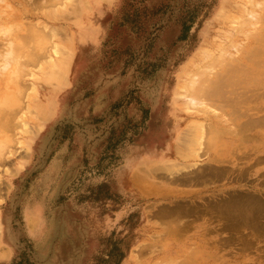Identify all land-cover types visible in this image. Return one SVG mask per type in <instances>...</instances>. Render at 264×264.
<instances>
[{"label":"rangeland","instance_id":"obj_1","mask_svg":"<svg viewBox=\"0 0 264 264\" xmlns=\"http://www.w3.org/2000/svg\"><path fill=\"white\" fill-rule=\"evenodd\" d=\"M263 16L264 0H0V264H264L242 227L264 202V68L223 71Z\"/></svg>","mask_w":264,"mask_h":264},{"label":"bare ground","instance_id":"obj_2","mask_svg":"<svg viewBox=\"0 0 264 264\" xmlns=\"http://www.w3.org/2000/svg\"><path fill=\"white\" fill-rule=\"evenodd\" d=\"M255 5V4H254ZM60 6V5H59ZM250 7V6H249ZM62 8V7H61ZM253 8V7H252ZM54 9V8H53ZM262 9V8H261ZM24 11V10H23ZM25 13H27V12H25ZM260 17V16H259ZM245 20H247V19H245ZM262 22H263V25L258 29V31L256 32V33H258L257 34V36H256V38H254L253 40H251V41H249V42H247L245 45H243L241 48H240V54L234 59V62H237L238 63V65H233V67H230V66H228L227 65V67H225L224 68V72H226V73H231V72H235L236 73V71L238 70L239 71V69H241L242 67H244L245 66V68H247V67H254V66H260V69H262V68H264V16H263V18H262V20H261ZM245 24V23H244ZM261 24V23H260ZM259 24V25H260ZM31 27V26H30ZM253 28V27H252ZM28 29H29V27H28ZM32 29V28H31ZM36 29V28H35ZM34 29V30H35ZM239 29V28H238ZM255 29V28H254ZM33 32V31H32ZM35 32V34H36V31H34ZM38 32V31H37ZM236 32H237V30H236ZM40 33V32H39ZM254 33V32H253ZM241 34H243V33H241ZM234 36V35H233ZM37 37V36H36ZM43 37V36H42ZM41 37V38H42ZM35 38V37H34ZM36 39V38H35ZM34 39V40H35ZM50 40V38H47V40ZM41 40V39H40ZM41 43H42V41H41ZM48 43H50V42H48ZM245 43V42H244ZM52 44V43H51ZM41 46H43V45H41ZM40 46V47H41ZM51 46V45H50ZM53 46V45H52ZM44 47V46H43ZM54 47V46H53ZM12 48H13V46H12ZM18 48V47H17ZM11 49V48H10ZM16 49V48H15ZM14 49V50H15ZM19 49H20V47H19ZM18 50V49H17ZM238 50V49H237ZM8 50H6V52H7ZM13 51V50H12ZM37 51V50H36ZM11 52V51H10ZM15 52V51H14ZM27 52H28V50H27ZM35 51H34V49H33V51H32V53H34ZM242 52H243V56H241V54H242ZM25 53H26V51H25ZM31 53V52H30ZM56 54V53H55ZM27 55V54H26ZM31 56V55H30ZM2 57V56H1ZM15 56H13V58H14ZM35 57V56H34ZM10 58H12V57H10ZM28 58V57H27ZM31 59L33 58L32 56L30 57ZM15 59V58H14ZM29 59V58H28ZM233 59V58H232ZM11 60H13V59H11ZM227 60V59H226ZM16 61V60H15ZM18 61V60H17ZM221 62V61H220ZM225 62H227V61H225ZM18 63V62H17ZM217 63V62H216ZM20 64V63H19ZM224 64V63H223ZM227 64V63H226ZM21 65V64H20ZM222 65V64H221ZM17 66H19V65H17ZM23 66V65H22ZM240 66H242V67H240ZM17 68V67H16ZM218 69V68H217ZM21 70V69H20ZM198 70V69H197ZM16 71V70H15ZM18 71H19V69H18ZM23 71V70H22ZM249 70L248 69H244V73L243 74H245V72H246V74H247V72H248ZM21 72V71H20ZM216 72V71H215ZM22 73V72H21ZM197 74V73H196ZM216 74V73H215ZM214 74V75H215ZM237 74V73H236ZM15 75V74H14ZM14 75H12V76H14ZM20 75V74H19ZM217 75V74H216ZM218 75H220L219 73H218ZM12 76H10V78L12 77ZM243 76V75H242ZM214 77H216V76H214ZM230 77V76H229ZM241 77V76H240ZM244 77V76H243ZM231 78H233V77H231ZM237 78V77H236ZM210 79V78H209ZM226 79V78H225ZM225 79H224V82H225ZM240 79H242V78H240ZM218 80H220V78L218 79ZM218 80H216L217 82H218ZM236 80H239L238 78L236 79ZM13 81V80H12ZM227 81V80H226ZM252 81H253V79H252ZM13 82H15V81H13ZM202 82H203V80H202ZM210 82H212V81H210ZM220 82V81H219ZM223 82V81H222ZM239 82H241V81H239ZM229 83V82H228ZM231 83H233V82H231ZM214 84V83H213ZM212 84V85H213ZM233 84H235V83H233ZM200 85H201V82H200ZM212 85H211V87H212ZM222 85L223 84H221V87H222ZM216 86H218V85H216ZM231 86H232V84H231ZM256 86H257V88L258 89H262V88H264V82H257V84H256ZM199 87V86H198ZM229 87H230V85H229ZM213 88V87H212ZM211 88V89H212ZM220 88V87H219ZM218 88V89H219ZM232 88V87H231ZM199 89H201V88H199ZM198 89V90H199ZM203 89H205V88H203ZM203 89L201 90V91H203ZM210 88H208L207 87V89L206 90H208V91H210L209 90ZM221 89V88H220ZM226 89V88H225ZM234 89V88H233ZM245 89V88H244ZM187 90H188V88H187ZM206 90L204 91V93L206 92ZM217 90V89H216ZM197 91V90H196ZM223 91H225V90H223ZM229 91V90H228ZM236 91V90H235ZM235 91H233V92H235ZM190 92V91H189ZM216 92V91H215ZM231 92V91H230ZM247 92V91H246ZM203 93V94H204ZM210 93V92H209ZM216 93H218V92H216ZM229 93V92H228ZM244 92H242V94H243ZM263 93L264 92H261V93H259V94H262L263 95ZM222 94V93H221ZM236 94V93H235ZM238 94H241V93H239L238 92ZM245 94V93H244ZM258 94V95H259ZM196 95H198V94H196ZM207 95V94H206ZM211 95V94H210ZM212 95H213V93H212ZM262 95H260V96H262ZM203 96H205V95H203ZM209 96V95H208ZM207 96V97H208ZM215 95H213L212 97H214ZM223 96H224V94H223ZM223 96H221L222 97V99H224L223 98ZM251 96V95H250ZM188 97V96H187ZM199 97V96H198ZM200 97H201V99H202V96L200 95ZM218 97V96H217ZM219 97H220V95H219ZM225 98H226V96H224ZM247 97H249V96H247ZM209 98V97H208ZM233 98H235V97H233ZM200 99V100H201ZM236 99V98H235ZM7 96L5 95V96H0V103H4V102H7ZM207 100V99H206ZM229 100V99H228ZM227 100V101H228ZM241 100V99H240ZM198 101V100H197ZM205 101V100H204ZM225 101V100H224ZM223 101V102H224ZM245 101V100H244ZM234 102V101H233ZM207 103V102H206ZM218 103H220V102H218ZM222 103V102H221ZM240 103V102H239ZM200 104V103H199ZM222 104H224V103H222ZM230 105V104H229ZM211 106V105H210ZM209 106V107H210ZM231 106V105H230ZM223 107V106H222ZM218 108H220V107H218ZM218 108H216L217 110H218ZM190 109V108H189ZM1 111V110H0ZM205 111V110H204ZM215 111V110H214ZM5 112V114L7 113L6 111H4ZM14 112V111H13ZM14 113H12V115H13ZM241 114V113H240ZM0 115H1V112H0ZM8 115H10V114H8ZM3 116H4V114H3ZM14 116V115H13ZM12 117V116H11ZM264 117V116H263ZM262 117V118H263ZM262 118H260V116H259V118H258V121H259V119L260 120H263ZM3 119V118H2ZM14 120V119H13ZM12 120V121H13ZM8 121V120H7ZM231 121V120H230ZM246 122H248L247 120H245ZM256 121V120H255ZM250 122V121H249ZM264 122V121H263ZM1 123V122H0ZM244 123V122H243ZM255 123V122H254ZM258 123H260V122H258ZM257 123V124H258ZM2 124V123H1ZM8 124V123H7ZM241 124V123H240ZM247 124V123H246ZM251 124V123H250ZM6 125V124H5ZM10 125V124H9ZM9 125H8V128H9ZM21 125V124H20ZM252 125V124H251ZM250 125V126H251ZM255 125V124H254ZM261 125V124H260ZM263 125H264V123H263ZM262 125V126H263ZM17 126H18V124H17ZM241 126H244V127H246V125H241ZM10 127H12V126H10ZM243 127V128H244ZM1 128H2V126H1ZM4 128H7V127H4ZM3 128V129H4ZM206 127H205V125H204V129H205ZM211 128V127H210ZM249 128V127H248ZM2 129V130H3ZM245 129V128H244ZM247 129V128H246ZM6 130V132H9V131H7V129H5ZM4 130V131H5ZM205 131V130H204ZM244 131V130H243ZM243 131H241V130H239V132H243ZM217 132V131H216ZM234 132V131H233ZM237 132V131H236ZM206 133H207V130H206ZM208 134V133H207ZM206 137H207V135H205ZM246 138V137H245ZM244 138V139H245ZM203 139V138H202ZM6 142H7V139H4V140H1L0 139V153H1V150H2V148L4 147V145L6 144ZM221 171V170H220ZM211 173V172H210ZM216 173H219V172H216ZM221 173H223V172H221ZM220 173V174H221ZM201 174V173H200ZM184 175V174H183ZM203 175V174H202ZM213 175V174H212ZM218 175V174H217ZM185 176V175H184ZM216 176V175H215ZM220 176V175H219ZM177 176H175V178L173 177V179H174V181H175V179H177L176 178ZM181 177H183V176H181ZM194 178H195V176H193ZM188 178V177H187ZM202 178V177H201ZM204 178V177H203ZM180 179V178H179ZM183 179H185V178H183ZM189 179V178H188ZM191 179V178H190ZM197 179H198V177H197ZM205 179V178H204ZM203 180V179H202ZM173 181V180H172ZM171 181V182H172ZM184 180H182V182H183ZM197 181V180H196ZM179 182V181H178ZM186 183V182H185ZM182 184V183H181ZM188 184V183H187ZM184 193V192H183ZM247 195V194H246ZM249 195V194H248ZM252 196V195H251ZM256 197V196H255ZM260 197V196H259ZM254 198V197H253ZM235 199H236V197H235ZM240 199V198H239ZM238 198H237V200H239ZM245 199L247 200V198H246V196H245ZM227 200V199H226ZM226 200L225 201H223V202H225V203H227L226 202ZM233 201V200H232ZM240 201H241V199H240ZM242 201H244V200H242ZM252 201H253V199H252ZM261 201V200H260ZM260 201L259 200H257V203H256V205H251V207H249V209H247L246 210V208H245V206H244V208L242 209V211L243 212H245L246 214H252V212H253V216H255L256 214H258L257 216H258V218H256V216L254 217L255 219H256V221L253 219V220H249V221H245V218H243V220H244V222L242 221V227H246L247 228V230H249L248 231V233H249V235L247 236L250 240H252L253 241V243H252V245L255 247V249H260V248H262V247H264V202L262 201L261 203H260ZM234 202V201H233ZM232 202V203H233ZM238 202V201H237ZM249 202V201H248ZM220 203V202H219ZM228 203H230V201H228ZM227 203V204H228ZM240 203V202H239ZM238 203V204H239ZM253 203V202H252ZM231 204V203H230ZM230 204H228L227 206H229ZM243 204V203H242ZM245 204H246V201H245ZM251 204V203H250ZM254 204V203H253ZM220 205V204H219ZM235 205V204H234ZM248 205V204H247ZM215 206H218L217 204L215 205ZM237 206V205H236ZM239 206V205H238ZM240 206H243V205H240ZM204 207V206H203ZM197 208V207H196ZM211 208V207H210ZM227 208V207H226ZM231 208H232V206H231ZM234 208V207H233ZM236 208V207H235ZM241 208V207H240ZM195 209V208H194ZM216 209H219V208H216ZM223 208H220L219 209V213H220V215H221V213L224 211V212H226L227 214H224L225 216L226 215H232V217L233 216H235L236 217V212L235 211H238L239 210V208H236V209H238V210H235V211H232L230 208H227V209H223ZM181 210H184V209H182L181 208ZM180 210V211H181ZM215 210V209H214ZM194 211V210H193ZM196 211H197V209H196ZM200 211V210H199ZM198 211V212H199ZM179 212V211H178ZM207 212V211H206ZM239 212V211H238ZM201 213V212H200ZM211 213V212H210ZM254 213H255V215H254ZM223 215V216H224ZM241 215V214H240ZM219 215H217V217H218ZM173 217V216H172ZM238 217H239V215H238ZM228 218V217H227ZM229 219V218H228ZM249 219H250V217H249ZM234 220V219H233ZM234 222H236V221H234ZM222 225V224H221ZM237 225H238V223H237ZM241 225V224H240ZM246 228H244V230H243V234L242 235H244L245 234V232L247 231L246 230ZM255 230H259V231H261V232H263V234H262V236H259V235H257L256 233H254L255 232ZM247 233V232H246ZM259 234V233H258ZM246 235V234H245ZM239 239V238H238ZM247 241H248V239H246ZM240 242H242V241H240ZM248 248H250V246H247Z\"/></svg>","mask_w":264,"mask_h":264},{"label":"trees","instance_id":"obj_3","mask_svg":"<svg viewBox=\"0 0 264 264\" xmlns=\"http://www.w3.org/2000/svg\"><path fill=\"white\" fill-rule=\"evenodd\" d=\"M121 258V256L119 257V259Z\"/></svg>","mask_w":264,"mask_h":264}]
</instances>
